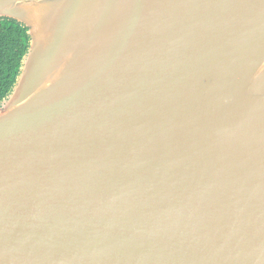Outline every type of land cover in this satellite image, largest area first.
Wrapping results in <instances>:
<instances>
[{
    "label": "water",
    "instance_id": "1",
    "mask_svg": "<svg viewBox=\"0 0 264 264\" xmlns=\"http://www.w3.org/2000/svg\"><path fill=\"white\" fill-rule=\"evenodd\" d=\"M30 47L0 104V264H264V0H0Z\"/></svg>",
    "mask_w": 264,
    "mask_h": 264
},
{
    "label": "trees",
    "instance_id": "2",
    "mask_svg": "<svg viewBox=\"0 0 264 264\" xmlns=\"http://www.w3.org/2000/svg\"><path fill=\"white\" fill-rule=\"evenodd\" d=\"M29 29L22 23L0 19V104L12 93L30 47Z\"/></svg>",
    "mask_w": 264,
    "mask_h": 264
}]
</instances>
